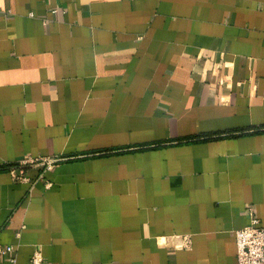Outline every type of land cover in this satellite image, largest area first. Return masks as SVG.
Returning a JSON list of instances; mask_svg holds the SVG:
<instances>
[{
    "label": "crops",
    "instance_id": "0c3cea01",
    "mask_svg": "<svg viewBox=\"0 0 264 264\" xmlns=\"http://www.w3.org/2000/svg\"><path fill=\"white\" fill-rule=\"evenodd\" d=\"M250 208L264 226V0H0L17 264H238Z\"/></svg>",
    "mask_w": 264,
    "mask_h": 264
},
{
    "label": "built area",
    "instance_id": "2783aa9c",
    "mask_svg": "<svg viewBox=\"0 0 264 264\" xmlns=\"http://www.w3.org/2000/svg\"><path fill=\"white\" fill-rule=\"evenodd\" d=\"M53 13L58 12V8L52 10ZM62 158L41 156L37 158H23L19 162L18 176L21 179L29 180L26 176V166L33 165L42 168L44 172L52 170ZM249 223L236 230L235 239L237 246V262L238 264H264V226L260 219L252 210L249 209ZM189 242V240H188ZM15 248L12 245L4 246L0 244V256H10L12 264H17L14 256ZM26 264H50L44 259L41 250L36 249Z\"/></svg>",
    "mask_w": 264,
    "mask_h": 264
}]
</instances>
